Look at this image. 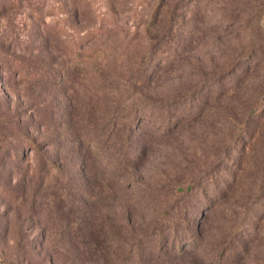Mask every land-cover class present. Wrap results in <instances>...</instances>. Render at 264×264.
Here are the masks:
<instances>
[{
  "label": "rangeland",
  "instance_id": "obj_1",
  "mask_svg": "<svg viewBox=\"0 0 264 264\" xmlns=\"http://www.w3.org/2000/svg\"><path fill=\"white\" fill-rule=\"evenodd\" d=\"M0 114V264H264V0H0Z\"/></svg>",
  "mask_w": 264,
  "mask_h": 264
},
{
  "label": "trees",
  "instance_id": "obj_2",
  "mask_svg": "<svg viewBox=\"0 0 264 264\" xmlns=\"http://www.w3.org/2000/svg\"><path fill=\"white\" fill-rule=\"evenodd\" d=\"M136 114H137L136 110H133L132 115L134 116ZM6 122H7L6 117L0 114V135H1L0 141L1 142L5 141V143L7 142L3 138V136H5V133L7 132H10L14 137V141L12 144L8 143V146L0 147V197L4 195H10L8 196L10 201H14L18 195L22 194V188L19 193L17 192L15 193V192H12V188L9 187L8 186L9 184L7 183L8 181L10 182L14 173L17 172L16 170L17 166L15 163L17 162V160L21 159V157L18 156L19 153L16 150V145L20 147L35 148L37 144L34 143L32 140H27V138H25L26 136H23L20 133L15 134L13 130L5 131L4 133V129H5L4 123ZM158 240L160 241V244H161V242L163 241V238L160 237V239ZM178 247L179 245L175 242V240L172 239L170 242V248L177 250Z\"/></svg>",
  "mask_w": 264,
  "mask_h": 264
}]
</instances>
